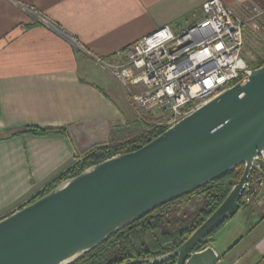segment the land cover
Masks as SVG:
<instances>
[{
  "label": "crops",
  "instance_id": "1",
  "mask_svg": "<svg viewBox=\"0 0 264 264\" xmlns=\"http://www.w3.org/2000/svg\"><path fill=\"white\" fill-rule=\"evenodd\" d=\"M207 1L0 0V219L92 146L129 134L130 129L123 134L121 129L138 115L107 65L120 61L119 51L164 26L178 34L199 23ZM220 1L240 17L253 7L264 8V0ZM26 126L64 127L67 135L11 136ZM95 133V143L82 142ZM242 209L238 237L219 243L212 237L217 264L245 239L239 260L264 254V185Z\"/></svg>",
  "mask_w": 264,
  "mask_h": 264
},
{
  "label": "water",
  "instance_id": "2",
  "mask_svg": "<svg viewBox=\"0 0 264 264\" xmlns=\"http://www.w3.org/2000/svg\"><path fill=\"white\" fill-rule=\"evenodd\" d=\"M262 153L264 65L141 148L92 165L1 218L0 264H73L157 207L243 166L238 183L178 248L127 263L217 264L209 236L241 208Z\"/></svg>",
  "mask_w": 264,
  "mask_h": 264
},
{
  "label": "built area",
  "instance_id": "3",
  "mask_svg": "<svg viewBox=\"0 0 264 264\" xmlns=\"http://www.w3.org/2000/svg\"><path fill=\"white\" fill-rule=\"evenodd\" d=\"M203 19L181 33L164 26L117 53L107 68L138 116L150 115L170 127L235 85L247 82L258 60L245 50L255 37L264 59V8L238 16L220 0L202 5ZM34 14V12L32 11ZM250 57V62L244 59ZM264 153L244 185L241 205L252 204L264 185Z\"/></svg>",
  "mask_w": 264,
  "mask_h": 264
},
{
  "label": "trees",
  "instance_id": "4",
  "mask_svg": "<svg viewBox=\"0 0 264 264\" xmlns=\"http://www.w3.org/2000/svg\"><path fill=\"white\" fill-rule=\"evenodd\" d=\"M254 56L258 60L255 67L263 66L264 59H261L256 53H254ZM153 122L152 117L138 116L134 122L127 125L129 127L121 129L122 134L130 129L127 136H121L109 140L103 145L88 149L80 158H75L76 160L68 168L23 206L36 201L62 181L77 176L92 165L116 154L129 153L141 148L167 129ZM20 134L35 136L67 135V130L64 127L39 128L26 126L13 132L11 136ZM0 139H2V136H0ZM242 173L243 166H239L194 192L157 207L138 221L109 236L102 244L73 264H127L172 252L222 203L231 188L238 183ZM194 197L198 198L195 201V208L190 212L179 213L181 206ZM244 206L247 205H241V207ZM213 233L209 237H212ZM203 247L204 245H200L198 249ZM162 264H175V260L171 259ZM257 264H264V254Z\"/></svg>",
  "mask_w": 264,
  "mask_h": 264
},
{
  "label": "rangeland",
  "instance_id": "5",
  "mask_svg": "<svg viewBox=\"0 0 264 264\" xmlns=\"http://www.w3.org/2000/svg\"><path fill=\"white\" fill-rule=\"evenodd\" d=\"M246 42H245V50L246 52H248L249 54L252 53H257V50L259 48V43L256 42V39L255 37H253L252 35H246ZM251 55V54H250ZM244 59L247 61V62H250V57L247 55V54H244ZM256 65V63H254V66ZM153 123H156V120L154 119V122ZM120 128V127H119ZM103 133V132H102ZM104 137L103 135H101V138ZM110 137V135L108 136ZM99 139V135L97 133H95V136H92L91 139H86L85 137H81V140L84 144L86 143H95L94 141L96 139ZM92 147H95L92 146ZM91 147V148H92ZM90 149V148H89ZM86 152V151H85ZM84 152V153H85ZM198 198L197 197H194V198H191L190 201H188L187 203L183 204L179 210V213H182V212H190L192 211L195 206H196V202ZM244 209H242V207L239 209V211L237 212V214L230 218L229 220H227L220 228H218L214 233H213V238H217V241L216 243H219L220 242V238H223V239H226V238H234V237H238V236H235V234H237V231L242 229V226H240L241 224L239 223L240 220H241V212L243 211ZM250 221L252 223H255L257 221V219H250ZM242 231V230H241ZM223 242V241H222ZM246 242H248V239H245V241H243L241 243V245L235 249L234 253L232 254V256L229 258V259H226L224 261L223 264H246L247 262H253L255 260V258H253V254H250L249 256H247V258L245 259H238V257H242L241 253L243 250L246 249ZM260 259H256L255 260V263L254 264H257V262L259 261ZM236 261V262H235Z\"/></svg>",
  "mask_w": 264,
  "mask_h": 264
}]
</instances>
